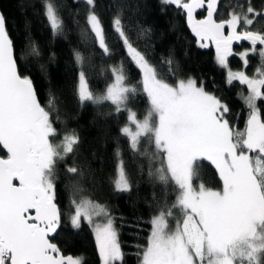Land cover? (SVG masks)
Segmentation results:
<instances>
[{
    "label": "snow or ice",
    "instance_id": "1",
    "mask_svg": "<svg viewBox=\"0 0 264 264\" xmlns=\"http://www.w3.org/2000/svg\"><path fill=\"white\" fill-rule=\"evenodd\" d=\"M80 2L73 0L77 5ZM160 2L186 17L199 47L207 48L209 42L215 45L216 63L226 69L227 82L247 88V95H240L247 114L240 130L229 122V106L206 91L202 82L189 77L168 83L130 39L121 15L113 17L115 34L142 73L140 83L149 107L143 118L129 107L138 89L126 83L122 65L110 69L114 79L99 95L88 87L85 72L79 71L77 96L82 106L107 101L117 113L125 112L127 123L121 134L130 148L139 152L144 140L152 148L140 153L149 157V174H153L152 162L158 161L156 177L162 185H173V202L168 203L165 188V198L149 220L146 246L137 253L139 264H264V113L258 106V102L264 103V31L251 27L256 17H264V5L258 11L247 0L239 11L218 20L219 0ZM83 3L87 5V31L102 54L110 55L104 25L96 12L97 0ZM42 5L53 35L62 34L64 23L57 5L53 0H42ZM200 9L206 11L203 19L196 17ZM151 31L137 25L136 40H150ZM243 41L250 44L238 53L243 67L247 69L250 55L259 57L251 77L228 65V57L235 55L233 43ZM26 54L41 55L35 44ZM74 56L82 66V54L74 50ZM20 58L6 16L0 11V151L4 152L0 156V264H83L82 258L65 256L52 242L65 219L57 203L58 165L63 163L64 172L72 178L83 176L84 167L77 166L75 159L80 138L72 130L55 141L54 98H49L47 107L42 106L33 80L19 70ZM172 64L170 56L161 57L160 67L167 66L166 73L174 76ZM116 157L114 190L131 192L118 149ZM203 161L217 172L222 182L218 190L193 183ZM69 204V225L80 229L86 221L92 227L102 264H124L125 253L108 209L75 195Z\"/></svg>",
    "mask_w": 264,
    "mask_h": 264
},
{
    "label": "trees",
    "instance_id": "2",
    "mask_svg": "<svg viewBox=\"0 0 264 264\" xmlns=\"http://www.w3.org/2000/svg\"><path fill=\"white\" fill-rule=\"evenodd\" d=\"M53 3L57 5L64 23V32L59 35H53L50 29L42 0H0L9 35L17 53L22 55L18 60L20 72L33 80L42 106L47 107L49 98H54L52 116L58 132L55 141L59 142L64 133L72 130L80 138L75 159L77 166L84 167L83 176L72 178L64 172L63 163L58 165L57 203L65 219L53 243L65 256L82 258L83 264H101L90 226L82 222L80 229H73L67 221L70 197H86L104 205L114 218V227L125 253L124 264H139L137 253L146 246L150 234L149 220L159 210V202L165 198V188L168 203L173 202V185H162L156 177L158 161L152 162L153 174H149V157L140 153L145 148L151 152L152 148L144 140L139 152L130 148L128 140L121 134V128L127 123L125 112L117 113L115 106L107 101L99 105L91 102L80 104L77 96L79 71L85 72L88 87L99 95L114 79L110 69L122 65L126 83L138 89L129 107L143 118L149 102L141 87V72L112 28L113 17L120 14L130 39L145 52L168 83L174 84L178 79L189 77L202 82L206 91L229 106V122L240 130L245 126L247 114L240 95H247V88L239 82H227L226 70L216 63L214 51L199 47L190 34L186 17L174 6L163 5L160 0H97L96 12L102 19L111 51L110 55H103L93 35L87 31V5L83 1L79 5L74 4L73 0H53ZM246 3L247 0H221L217 19H227L231 11H239V6ZM252 4L259 11L264 0H252ZM204 16V13L200 14L199 18ZM137 25L152 30L150 40H136ZM251 27L264 31V17H256ZM33 44L40 50L39 57L26 54ZM249 48L250 44L235 48V55L230 56L228 62L234 71L244 70L251 77L259 66L258 55L248 57L247 69L238 57V53ZM74 50L82 54V66L76 63ZM169 56L173 60L174 76L166 73L167 66L160 67L161 57ZM258 106L264 113V103L258 102ZM57 114L58 120L55 119ZM117 149L132 184L131 192L114 190ZM3 155L4 152L0 151V156ZM71 159L68 158L69 163ZM199 163V176L193 183L202 182L218 190L222 182L214 167L207 161Z\"/></svg>",
    "mask_w": 264,
    "mask_h": 264
},
{
    "label": "water",
    "instance_id": "3",
    "mask_svg": "<svg viewBox=\"0 0 264 264\" xmlns=\"http://www.w3.org/2000/svg\"><path fill=\"white\" fill-rule=\"evenodd\" d=\"M220 4H221V0H219V3H218V5H217V13H216V18L218 17V13H219V8H220ZM1 11V10H0ZM205 14V16H206V11L204 10V9H200V10H197V13H196V17H197V19H203L204 17H202V18H199V15L200 14ZM187 23V22H186ZM187 27H188V29H189V31H190V34L192 35V37L194 38V40L197 42V43H199V41L197 40V38L194 36V34L191 32V29L189 28V26L187 25ZM239 30V29H238ZM228 34V29L226 28L225 29V35H227ZM244 44H249V42H247V41H243V42H234L233 43V46H232V49L234 50L235 48H240V47H242ZM207 48H211L213 51H214V53H215V55H216V49H215V45L214 44H212L211 42H209V46L207 47ZM14 183H17L16 181H14ZM58 232H59V230H58ZM58 234V233H57ZM57 234L55 235V236H53V238H52V242H53V240H54V238L57 236Z\"/></svg>",
    "mask_w": 264,
    "mask_h": 264
},
{
    "label": "rangeland",
    "instance_id": "4",
    "mask_svg": "<svg viewBox=\"0 0 264 264\" xmlns=\"http://www.w3.org/2000/svg\"><path fill=\"white\" fill-rule=\"evenodd\" d=\"M81 1H83V0H81ZM230 57V56H229ZM228 57V58H229ZM238 57H239V55H238ZM228 65H229V62H228ZM230 67V66H229ZM231 68V67H230ZM226 70V69H225ZM231 70H233L232 68H231ZM234 71V70H233ZM244 71V70H243ZM141 75H142V73H141ZM96 203H98V202H96ZM100 204V203H99ZM102 205V204H101ZM104 206V205H103ZM88 226H90L86 221H84ZM90 228L92 229V227L90 226ZM92 231H93V229H92ZM93 233H94V231H93ZM94 237H95V233H94ZM95 241H96V238H95ZM96 244H97V242H96ZM101 264H102V261H101Z\"/></svg>",
    "mask_w": 264,
    "mask_h": 264
}]
</instances>
